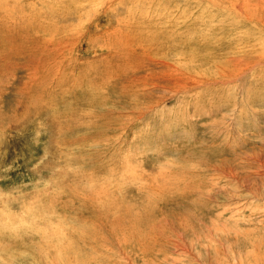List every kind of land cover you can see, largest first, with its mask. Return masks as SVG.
<instances>
[{"label":"rangeland","instance_id":"obj_1","mask_svg":"<svg viewBox=\"0 0 264 264\" xmlns=\"http://www.w3.org/2000/svg\"><path fill=\"white\" fill-rule=\"evenodd\" d=\"M0 6V264H264V0Z\"/></svg>","mask_w":264,"mask_h":264},{"label":"bare ground","instance_id":"obj_2","mask_svg":"<svg viewBox=\"0 0 264 264\" xmlns=\"http://www.w3.org/2000/svg\"><path fill=\"white\" fill-rule=\"evenodd\" d=\"M54 1V0H53ZM8 2V1H7ZM15 2V1H14ZM46 2V1H45ZM49 2H51V1H49ZM58 2V1H57ZM37 3V2H36ZM40 3V2H39ZM44 3V2H43ZM69 3V2H68ZM104 3V2H103ZM2 4V3H1ZM52 4H54V3H52ZM56 4V3H55ZM3 5V4H2ZM98 5V4H97ZM10 6V5H9ZM8 6V7H9ZM50 6V5H49ZM56 6V5H55ZM1 7V6H0ZM19 7V6H18ZM53 7V6H52ZM52 7H49V8H52ZM99 7V6H98ZM3 8H4V6H3ZM2 8V9H3ZM14 8V7H13ZM10 9V8H9ZM24 9V8H23ZM53 9V8H52ZM54 10V9H53ZM84 10V9H83ZM87 10V9H86ZM93 10V9H92ZM8 11V10H7ZM32 11V10H31ZM49 11H51V10H49ZM96 11V10H95ZM81 13V12H80ZM42 16V15H41ZM44 16V15H43ZM79 16V15H78ZM16 17V16H15ZM29 19V18H28ZM8 20H9V18H8ZM7 20V21H8ZM20 20V19H19ZM13 21V20H12ZM15 21V20H14ZM19 22V21H18ZM29 22V21H28ZM31 22V21H30ZM43 23V22H42ZM1 24V23H0ZM6 24V23H5ZM13 24V23H12ZM41 24V23H40ZM2 25H4V24H2ZM8 25H10L9 23H8ZM8 25H6L7 27H8ZM23 26H24V24H22ZM25 25H26V23H25ZM20 26H21V24H20ZM7 27H4V29L5 28H7ZM11 27V26H10ZM22 27V26H21ZM25 27V26H24ZM28 27V26H27ZM16 28V27H15ZM26 28V27H25ZM29 28H31V27H29ZM86 28V27H85ZM3 29V28H2ZM8 29V28H7ZM12 29V28H11ZM14 29V28H13ZM33 29V28H32ZM24 30V29H23ZM29 30V29H28ZM50 30V29H49ZM4 31V30H3ZM8 31V30H7ZM77 31V30H76Z\"/></svg>","mask_w":264,"mask_h":264}]
</instances>
